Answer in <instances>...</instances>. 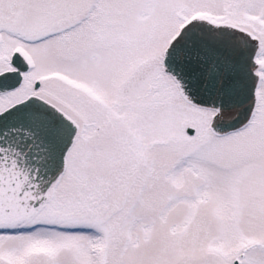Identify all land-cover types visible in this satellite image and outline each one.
I'll return each instance as SVG.
<instances>
[{
    "label": "snow or ice",
    "instance_id": "snow-or-ice-1",
    "mask_svg": "<svg viewBox=\"0 0 264 264\" xmlns=\"http://www.w3.org/2000/svg\"><path fill=\"white\" fill-rule=\"evenodd\" d=\"M0 264H264V0H0Z\"/></svg>",
    "mask_w": 264,
    "mask_h": 264
}]
</instances>
